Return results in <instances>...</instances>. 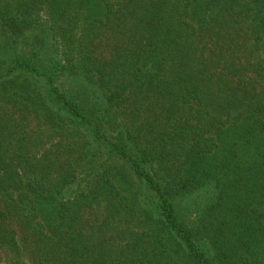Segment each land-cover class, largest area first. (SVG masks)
Returning a JSON list of instances; mask_svg holds the SVG:
<instances>
[{
    "label": "trees",
    "instance_id": "1",
    "mask_svg": "<svg viewBox=\"0 0 264 264\" xmlns=\"http://www.w3.org/2000/svg\"><path fill=\"white\" fill-rule=\"evenodd\" d=\"M96 1L0 0V264H264V0ZM42 24L43 71L13 40Z\"/></svg>",
    "mask_w": 264,
    "mask_h": 264
},
{
    "label": "rangeland",
    "instance_id": "2",
    "mask_svg": "<svg viewBox=\"0 0 264 264\" xmlns=\"http://www.w3.org/2000/svg\"><path fill=\"white\" fill-rule=\"evenodd\" d=\"M83 1H85L83 7L89 9V13L94 12L96 16H99L100 11L98 4L95 3L96 0ZM13 40L16 47L22 53L23 58L30 63L34 62L35 66L42 71L47 70L49 65L52 63H58L59 65H64L65 63L63 49L59 45L55 44L56 41L54 40L50 25L48 24L32 26L25 29L20 36L14 37ZM261 53H264V46L262 47ZM5 57H8L9 62L10 55L5 56V54L0 52V62ZM60 76L61 77L58 79L57 84L60 89L64 90L69 96H74L76 94L79 95L82 92L85 80L81 76L69 74L68 71L62 73ZM232 131H236V129ZM106 133L109 136L113 135L108 127ZM118 185L121 194L133 195L142 209L150 210L152 209L150 207L155 205V201L152 196L150 197L149 193L146 192L147 190L143 186L139 185V182L134 181L129 177L127 179L121 178ZM70 187L66 192L67 196L77 191L76 185H72ZM211 193L212 190L210 188L205 190L201 189L174 200L173 203L176 208L175 212L177 216L181 219L190 221L198 219V211L202 208L201 206L208 199ZM200 244L203 245V243ZM23 262L24 264H31V257L29 254H23Z\"/></svg>",
    "mask_w": 264,
    "mask_h": 264
}]
</instances>
